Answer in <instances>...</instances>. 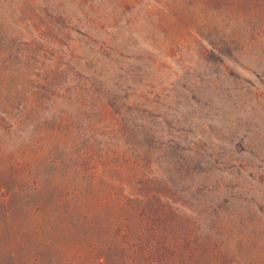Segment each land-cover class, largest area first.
<instances>
[{
	"label": "rangeland",
	"instance_id": "rangeland-1",
	"mask_svg": "<svg viewBox=\"0 0 264 264\" xmlns=\"http://www.w3.org/2000/svg\"><path fill=\"white\" fill-rule=\"evenodd\" d=\"M138 188L210 264H264V0H0V263L85 264Z\"/></svg>",
	"mask_w": 264,
	"mask_h": 264
},
{
	"label": "trees",
	"instance_id": "trees-1",
	"mask_svg": "<svg viewBox=\"0 0 264 264\" xmlns=\"http://www.w3.org/2000/svg\"><path fill=\"white\" fill-rule=\"evenodd\" d=\"M101 177L100 179H102ZM100 179L96 173L85 171L83 180H88V182L84 186L83 192L93 195L104 193V182ZM59 190L63 197L60 201L65 208V213H68L71 209L70 205L73 206L72 200L78 197L77 194H81L82 191L70 188H60ZM145 193L142 188L122 190L120 197L123 202L106 201L105 208L119 213L123 218L120 222L115 221L114 224H109L112 225L107 229L110 239L108 238L109 240L105 243L90 242L88 244L86 251L82 254L85 264H210L216 253L211 238H198L187 232H175L177 221L169 222L161 216L150 214ZM112 195L116 196L115 192ZM155 205L161 207L154 202ZM155 209L157 210V208ZM168 211L171 212L170 207ZM129 213L134 214L136 218L132 219ZM171 213L173 214V212ZM81 219L82 223L95 226L94 220L87 215H82ZM172 226L174 227L172 228ZM34 241L35 239L27 240L28 246ZM98 245L100 247H97ZM43 250L48 251V245L44 244ZM18 256V252L12 251L8 255L9 262L15 261ZM74 257L73 255V261ZM200 258H206V260L201 263ZM39 262L40 256L38 258L37 255L28 261L29 264Z\"/></svg>",
	"mask_w": 264,
	"mask_h": 264
}]
</instances>
